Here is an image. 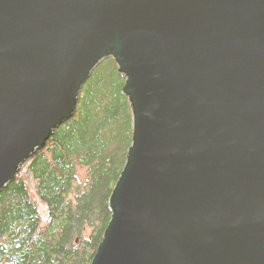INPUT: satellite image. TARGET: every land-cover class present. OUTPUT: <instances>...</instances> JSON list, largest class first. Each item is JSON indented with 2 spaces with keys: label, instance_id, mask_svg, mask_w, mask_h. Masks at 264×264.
Returning <instances> with one entry per match:
<instances>
[{
  "label": "water",
  "instance_id": "95a60500",
  "mask_svg": "<svg viewBox=\"0 0 264 264\" xmlns=\"http://www.w3.org/2000/svg\"><path fill=\"white\" fill-rule=\"evenodd\" d=\"M107 57L132 142L91 264H264V0H0V191Z\"/></svg>",
  "mask_w": 264,
  "mask_h": 264
},
{
  "label": "trees",
  "instance_id": "16d2710c",
  "mask_svg": "<svg viewBox=\"0 0 264 264\" xmlns=\"http://www.w3.org/2000/svg\"><path fill=\"white\" fill-rule=\"evenodd\" d=\"M124 83L116 61L101 60L81 88L74 115L27 158L33 192L20 172L0 191V264H91L132 142ZM78 167L86 169L84 182ZM38 202L47 207L46 221Z\"/></svg>",
  "mask_w": 264,
  "mask_h": 264
},
{
  "label": "rangeland",
  "instance_id": "374dc122",
  "mask_svg": "<svg viewBox=\"0 0 264 264\" xmlns=\"http://www.w3.org/2000/svg\"><path fill=\"white\" fill-rule=\"evenodd\" d=\"M28 164H29V161L24 162L21 165V168L19 169L18 172H20L21 174H26L27 175V180H28V183H29V186H30V190L33 192V182H32V178H31V175H30L29 171L27 170ZM77 177H78V180L80 182L81 181L84 182L86 180V178H87L86 169L85 168H82V167H78V169H77ZM34 198L37 199L36 196ZM38 207H39V213H40V215L46 221L48 219L46 205L38 202Z\"/></svg>",
  "mask_w": 264,
  "mask_h": 264
}]
</instances>
